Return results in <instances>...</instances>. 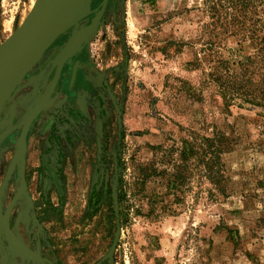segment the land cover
<instances>
[{
  "label": "rangeland",
  "instance_id": "1",
  "mask_svg": "<svg viewBox=\"0 0 264 264\" xmlns=\"http://www.w3.org/2000/svg\"><path fill=\"white\" fill-rule=\"evenodd\" d=\"M205 1L91 0L0 103V264H264V0ZM35 2L0 0V47Z\"/></svg>",
  "mask_w": 264,
  "mask_h": 264
},
{
  "label": "water",
  "instance_id": "2",
  "mask_svg": "<svg viewBox=\"0 0 264 264\" xmlns=\"http://www.w3.org/2000/svg\"><path fill=\"white\" fill-rule=\"evenodd\" d=\"M60 4L61 0H36L18 33L6 43L7 46L0 47L3 49L0 59V95L7 92L6 97H9L13 93L64 30L55 22L56 8ZM78 64L79 60L74 65L72 80L76 76Z\"/></svg>",
  "mask_w": 264,
  "mask_h": 264
},
{
  "label": "trees",
  "instance_id": "3",
  "mask_svg": "<svg viewBox=\"0 0 264 264\" xmlns=\"http://www.w3.org/2000/svg\"><path fill=\"white\" fill-rule=\"evenodd\" d=\"M210 1L213 0H206L205 2L211 4ZM237 1L238 0H230L227 3L233 5ZM216 3L217 0L214 1L212 5L213 8ZM225 8L227 9L228 7L225 6ZM216 142V139L212 141L211 139L206 138V147L195 149V145H193L192 143L190 144V146H183L180 149L178 160H176L174 163L173 171L168 173L169 183L175 188H178L184 185L190 177L194 176V173H196L200 178L202 177V174L199 171H202L201 167H203V169L205 170V173L203 174L207 175V177H209L210 179H213V172L219 158V150L221 149ZM190 160L192 161L191 163H189ZM95 195L97 198L98 194H94V197H92L91 201H93ZM97 200H99V197L97 198ZM58 263L62 264V259H58Z\"/></svg>",
  "mask_w": 264,
  "mask_h": 264
},
{
  "label": "bare ground",
  "instance_id": "4",
  "mask_svg": "<svg viewBox=\"0 0 264 264\" xmlns=\"http://www.w3.org/2000/svg\"><path fill=\"white\" fill-rule=\"evenodd\" d=\"M91 0H61V4L56 8L55 22L63 29H68L77 24V22L91 12ZM82 35V36H81ZM83 39V33L76 30L71 34L65 47V54L71 56L80 47ZM3 56V49H0V59ZM7 92L0 95V103L4 101ZM12 242L15 248L20 247V242L15 233H12Z\"/></svg>",
  "mask_w": 264,
  "mask_h": 264
},
{
  "label": "flooded vegetation",
  "instance_id": "5",
  "mask_svg": "<svg viewBox=\"0 0 264 264\" xmlns=\"http://www.w3.org/2000/svg\"><path fill=\"white\" fill-rule=\"evenodd\" d=\"M77 60H79V59H76V61H77ZM76 61L74 62V65H75ZM79 62H80V60H79ZM77 67H78V66H77ZM41 252H42V257H48V258H50L51 260H54V259H55V257H54V252L51 251V249H44V251L42 250ZM56 264H59V263H58V260L56 261Z\"/></svg>",
  "mask_w": 264,
  "mask_h": 264
},
{
  "label": "crops",
  "instance_id": "6",
  "mask_svg": "<svg viewBox=\"0 0 264 264\" xmlns=\"http://www.w3.org/2000/svg\"><path fill=\"white\" fill-rule=\"evenodd\" d=\"M158 3L160 4V0H158Z\"/></svg>",
  "mask_w": 264,
  "mask_h": 264
}]
</instances>
